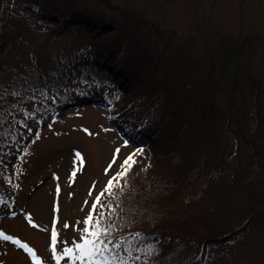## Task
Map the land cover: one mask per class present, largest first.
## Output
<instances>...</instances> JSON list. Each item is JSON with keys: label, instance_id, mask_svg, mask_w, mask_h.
Here are the masks:
<instances>
[{"label": "trees", "instance_id": "1", "mask_svg": "<svg viewBox=\"0 0 264 264\" xmlns=\"http://www.w3.org/2000/svg\"><path fill=\"white\" fill-rule=\"evenodd\" d=\"M69 34L65 48H46ZM201 38L203 45L197 35L174 44L141 10L109 0H0V155L19 151L23 123L69 101L72 84L110 85L108 111L123 123L126 102L158 99L140 125H125L146 166L120 181L104 212L127 264H205L264 209V100L251 68L257 43ZM252 105L257 123L248 131ZM222 134H236L252 152L227 166L232 152L217 153ZM252 161L262 174L249 178ZM2 177L13 184L0 163Z\"/></svg>", "mask_w": 264, "mask_h": 264}, {"label": "rangeland", "instance_id": "2", "mask_svg": "<svg viewBox=\"0 0 264 264\" xmlns=\"http://www.w3.org/2000/svg\"><path fill=\"white\" fill-rule=\"evenodd\" d=\"M109 2L117 8L141 10L146 18L171 32L174 44L191 35H197L200 45H203L202 35L213 40L253 38L257 48L251 68L261 75L260 98L264 100V0ZM72 38L73 35L69 34L68 38L50 40L45 46L47 49L65 48ZM72 90L69 101L44 107L36 121L23 123L20 141L23 147L19 151L0 155L4 173L13 181L8 185L6 178H0V232L13 238L11 241L0 239V264H57L51 250L54 222L59 233V252L65 246L63 242L71 246L74 240L79 241L80 230L85 226L83 221L95 198L120 171L119 164L124 158L142 150L134 157L136 163L127 176L146 166V151L125 135V125H140L155 108L158 99L142 102L139 98L126 102L121 112L123 123L108 111L113 96L110 85L72 84ZM255 112L254 105L246 111L244 130H254L257 123ZM216 142L219 156L223 152H232L227 158V166L233 167L243 154L252 152L249 145L247 151L243 148L236 134H222ZM116 149H120L118 154ZM76 153L83 158L82 163ZM114 155L116 163L109 168ZM247 171L249 178L262 174L255 161ZM124 178H117L112 194L105 193L101 197L104 207L98 205V210L106 211L108 201L119 191V183ZM97 214L93 213L94 216ZM257 219L235 241L214 250L205 264H264V209ZM112 239L116 242L118 237ZM16 240L33 250L36 261L31 253L14 242ZM60 264L68 262L62 260Z\"/></svg>", "mask_w": 264, "mask_h": 264}, {"label": "snow or ice", "instance_id": "3", "mask_svg": "<svg viewBox=\"0 0 264 264\" xmlns=\"http://www.w3.org/2000/svg\"><path fill=\"white\" fill-rule=\"evenodd\" d=\"M140 151L142 150L138 149L137 152H133L123 159L122 163L119 164L120 171L116 172V175L108 181L107 187L104 191L95 198L91 211L83 221L85 226L80 230L79 241L74 240L71 246H67V242H63L65 246L58 252L57 243L59 233L55 229L54 222L51 232V250L53 258L57 261V264H60L62 260H67L68 264H116L117 261H119V264H127L125 258L118 257L116 254V250L121 247V241L113 242L112 232L115 229V225L103 223L104 212L102 210H98V205H101V197L104 196L105 193L112 194V188L117 178L126 177L132 170L133 165L136 163L134 157ZM119 152L120 149H116V154ZM76 157L82 163L83 158L79 153H76ZM115 163L116 155L113 156L112 162L109 164V168H111L112 164ZM74 175L75 171H73V176ZM0 202H2V197H0ZM101 207L104 206L101 205ZM93 213L98 214L94 216ZM65 227H68V225L65 224ZM0 239L11 241L13 238L0 232ZM14 242L31 253L34 261H36L37 258L31 248H29L26 244H21L18 240ZM148 251L150 254L152 251L151 246Z\"/></svg>", "mask_w": 264, "mask_h": 264}, {"label": "bare ground", "instance_id": "4", "mask_svg": "<svg viewBox=\"0 0 264 264\" xmlns=\"http://www.w3.org/2000/svg\"><path fill=\"white\" fill-rule=\"evenodd\" d=\"M40 208V207H39ZM40 212L42 213V210H40Z\"/></svg>", "mask_w": 264, "mask_h": 264}]
</instances>
